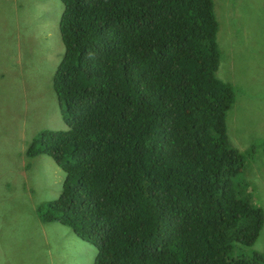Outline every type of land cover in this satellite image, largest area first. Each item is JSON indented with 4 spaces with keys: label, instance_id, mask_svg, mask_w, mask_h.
I'll list each match as a JSON object with an SVG mask.
<instances>
[{
    "label": "trees",
    "instance_id": "16d2710c",
    "mask_svg": "<svg viewBox=\"0 0 264 264\" xmlns=\"http://www.w3.org/2000/svg\"><path fill=\"white\" fill-rule=\"evenodd\" d=\"M61 2L53 87L68 129L27 150L65 173L41 219L91 243L94 264H264L232 254L264 216L238 194L213 0Z\"/></svg>",
    "mask_w": 264,
    "mask_h": 264
},
{
    "label": "rangeland",
    "instance_id": "374dc122",
    "mask_svg": "<svg viewBox=\"0 0 264 264\" xmlns=\"http://www.w3.org/2000/svg\"><path fill=\"white\" fill-rule=\"evenodd\" d=\"M63 9L61 0H0V264H94L96 257L70 227L41 219L39 208L60 196L65 173L47 155L27 156L41 132L68 129L53 87L64 55ZM213 12L215 76L234 90L227 141L245 155L238 194L264 216V0H213ZM256 249L264 251V222L254 245L234 243L232 254Z\"/></svg>",
    "mask_w": 264,
    "mask_h": 264
},
{
    "label": "crops",
    "instance_id": "0c3cea01",
    "mask_svg": "<svg viewBox=\"0 0 264 264\" xmlns=\"http://www.w3.org/2000/svg\"><path fill=\"white\" fill-rule=\"evenodd\" d=\"M261 233V232H260ZM256 253H259L260 255H263L264 254V251L260 250V249H256L255 250Z\"/></svg>",
    "mask_w": 264,
    "mask_h": 264
}]
</instances>
